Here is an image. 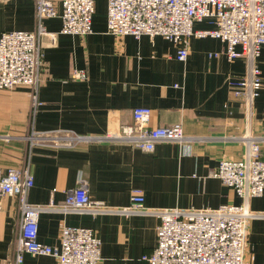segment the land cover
<instances>
[{"label":"crops","instance_id":"crops-1","mask_svg":"<svg viewBox=\"0 0 264 264\" xmlns=\"http://www.w3.org/2000/svg\"><path fill=\"white\" fill-rule=\"evenodd\" d=\"M97 0L93 31L61 33L60 17L45 18L41 39L44 72L38 92L19 85L0 89V167L28 170L34 184L26 200L60 205L81 183L94 200L114 212L47 210L39 217V241L57 246L65 225L92 228L100 237V264H149L159 218L128 212L134 188L143 190L148 208H218L243 203L234 188L215 176L222 159L243 158L251 138L260 139L264 160V45L257 64L263 84L248 115L230 80L247 75L245 57L230 61L226 43L192 37L185 61L173 41L147 34L108 32L107 2ZM61 8V7H60ZM34 0H0V35L36 28ZM209 19L195 29H210ZM238 49H241L238 47ZM217 53V55H215ZM74 70L87 77L77 78ZM152 109L147 126L181 123L188 141L158 142L152 151L126 142L100 139L124 125L139 128L133 109ZM51 133L53 143L38 142L34 133ZM85 137L72 144L60 136ZM50 137V138H53ZM35 139V140H34ZM246 264H264V192L249 201ZM20 198L6 196L0 210V264H11L17 249ZM20 264H58L52 255L25 252Z\"/></svg>","mask_w":264,"mask_h":264},{"label":"built area","instance_id":"built-area-1","mask_svg":"<svg viewBox=\"0 0 264 264\" xmlns=\"http://www.w3.org/2000/svg\"><path fill=\"white\" fill-rule=\"evenodd\" d=\"M37 25L34 30H11L0 35V89H13L19 85L38 92L44 72L42 37L49 35L55 42L56 33L48 32L45 18L60 17L61 33L89 34L93 31V16L97 0H34ZM108 32L115 35H160L177 46V58L185 61L192 37L211 36L226 43L225 54L230 61L245 57L247 75L230 80L234 93L245 104L251 115L253 100L263 81L257 64L264 45V0H108ZM61 7V8H60ZM209 19L210 29H195L196 21ZM240 47L241 49H238ZM217 55V53L215 54ZM73 75L84 79V70H74ZM152 109L138 106L133 116L140 125H124L118 133H107L98 138L126 142L143 150H154L158 142H185L189 137L181 123L168 126H147ZM41 143H53L57 138L51 133H34ZM53 138H50L52 137ZM34 139V140H35ZM85 137L60 136L68 144L85 140ZM215 176L231 186L243 197L239 205L225 204L218 208H148L143 190L134 188L128 212L156 215V246L145 255L149 264H246L248 247V218L253 215L249 201L264 192V160L261 158L260 139L252 137L241 159H222ZM34 178L26 170L0 167V210L6 196L20 198L21 219L16 239V255L11 264H20L23 254L52 255L58 264H100L101 239L88 227L65 225L57 246L38 239L39 217L47 210L62 212H89L93 214L114 212L103 201L91 198L81 183L70 190L60 205H34L26 200L27 191ZM10 264V262H9Z\"/></svg>","mask_w":264,"mask_h":264}]
</instances>
